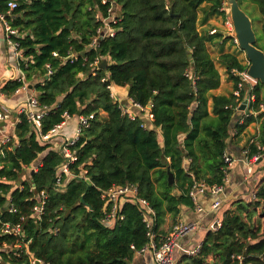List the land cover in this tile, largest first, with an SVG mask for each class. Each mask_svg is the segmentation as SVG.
Masks as SVG:
<instances>
[{
  "label": "trees",
  "instance_id": "1",
  "mask_svg": "<svg viewBox=\"0 0 264 264\" xmlns=\"http://www.w3.org/2000/svg\"><path fill=\"white\" fill-rule=\"evenodd\" d=\"M6 1L0 0L1 12ZM17 1L10 25L23 36L19 47L29 59L20 68L27 83L37 80L30 89L49 108L42 133L78 112L92 119L72 148V177L63 174L64 187L59 189L55 181L63 159L55 142H41L25 116H17L16 145L1 147L0 223L19 225L22 237L0 238V246H8L0 251V264H28L30 256L43 264H131L148 242L142 214L123 201L118 207L122 219L104 224L111 205L103 192L112 186H136L155 214L158 243L166 219L175 223L182 208H193L188 192L194 181L208 188L222 185L232 116L245 92L238 101L232 94L209 95L219 88L220 75L207 45L213 40L223 45L228 39L221 33H200L197 24L203 5L208 8L201 24L211 17L225 19L223 0H114L120 11L117 31L95 48L90 44L100 25L96 15L104 16L106 9L100 0ZM237 3L244 12L248 5L257 8L264 39V0ZM70 19L72 29L64 30ZM255 46L260 49L257 40ZM69 52L77 54L76 61L63 60ZM100 58L107 61L106 69L91 66ZM218 62L226 73L246 68L229 53H221ZM46 66L51 69L48 77ZM109 84L127 88L134 104L150 107L151 123L138 111L134 120L122 115ZM21 87L9 80L0 92L10 96ZM262 87L255 82L250 92L254 111L263 104ZM251 118L247 115L244 124L236 125L235 133ZM255 153L256 147L250 146L246 157ZM34 165L35 171L25 172ZM41 191L46 201L36 218L32 208ZM179 264H264V176L253 197L232 203L222 214L220 228L208 232L198 253L183 255Z\"/></svg>",
  "mask_w": 264,
  "mask_h": 264
},
{
  "label": "built area",
  "instance_id": "2",
  "mask_svg": "<svg viewBox=\"0 0 264 264\" xmlns=\"http://www.w3.org/2000/svg\"><path fill=\"white\" fill-rule=\"evenodd\" d=\"M101 5L106 6L105 15L101 16L99 14L96 15L97 21H99L100 25L96 30V36L93 38L90 47L95 48L98 41H101L105 38H112L116 31V23L120 18V11L118 6L115 4L114 0H100ZM17 0H7L4 4V11L0 10V24L5 33V41L9 45L12 50L13 57L15 59V73L16 76L14 80L21 83L22 87L17 89L14 94H18L20 92H29L28 96L25 97V100L22 104L19 105L18 110L16 111L17 115H24L27 122L31 126L32 131L35 133L37 139L44 143H52L55 142L54 148L57 150L58 154L62 157L63 161L57 168V175L55 184L59 189H62L64 186L61 185V177L62 175H66L68 177H72L69 172V166L76 161L75 151L72 149L75 143L78 141L79 137L82 135V131L86 129L89 125V120L92 119V116H76L77 127L75 131L72 133L71 137L62 133V128L64 124L70 120L71 118L68 116H64L63 122L59 125L54 126L49 132L42 133L41 131V121L43 117L47 114L49 108L47 106H41L37 100V93L31 92L33 89H30L26 85L25 76L20 68V63H27L29 61L23 55V50L20 49L18 39L23 37L18 30L14 29L10 25V21L14 18L13 11L18 7ZM222 10L226 14V18L223 22V27L225 29V33L222 34V38H227L230 43L235 46H238L237 39L234 36L233 25L231 19L227 17L228 7L226 0H223V8ZM217 33L216 29H211L208 34L214 35ZM54 57H57L56 53H53ZM64 61L74 62L77 60V54L75 52H69L67 56L63 58ZM102 62V59H95L93 64L91 65L94 69H100L99 64ZM46 76L51 75V69L49 66H46ZM246 67L243 71H239L237 69H231L227 72V76L232 78L233 80V91L232 95L238 99L241 97V93L245 92V95L242 101L245 99L247 93H250L254 81L249 78L247 75ZM81 77V75H80ZM104 81V79L102 80ZM107 89L110 92V97L115 104L120 109L122 115H126L129 119H135V113L138 111L139 113L146 114L149 119H151L148 111L150 107L142 108L139 105L134 104L129 98L127 103L122 102V99L119 95H117L114 91V85L109 84ZM35 94V95H34ZM251 94L247 103L250 106ZM241 104V102H240ZM240 106V105H239ZM247 106V105H246ZM239 107L235 108L238 110ZM261 112H264V106L260 105L258 109L253 113V115H258ZM9 119V111L5 108L0 107V124L5 123ZM18 122V121H17ZM16 122V123H17ZM16 125V124H15ZM5 129V124L1 126L0 129V154L2 153L1 147L9 145L13 143L16 145V137L15 135H11L9 133H5L3 130ZM3 131V132H2ZM256 147L255 155L248 159L247 166H251L256 163L262 155H264V141ZM11 149V148H10ZM247 152H245L246 154ZM224 162L229 166L231 163V157H229L226 153L224 154ZM37 166H31L26 169L30 171H35ZM228 168V167H227ZM248 173L250 170L248 169ZM227 169L224 174V179L222 181V185L219 186H211L208 188L204 182L194 181L189 192L188 196L193 203L194 212L197 215H201L206 212L202 205L199 203V197L207 195L212 197L213 201L210 204L211 212H216L222 202V197L224 195V187L227 183ZM253 197V196H252ZM102 198L106 199L107 205H111L109 212L106 214L105 218L102 220L104 224H111L113 221L117 220L121 217L118 216V207L119 204L123 201H129L136 205L142 214V221L147 229V244L139 250L136 254H144L148 252L151 255V264H175L174 256L175 252H181L187 256H194L198 253L200 245H196L190 251H184L182 247L179 245V241L183 238L191 235L198 228V221H185L179 220L176 221L171 228L159 239L158 243L155 242V235L153 233V225H154V217L155 214L152 208L149 206L147 201L140 198L138 196L137 188L134 185H126L123 187L112 186L107 191L102 193ZM46 201V194L44 191L39 193L37 197V203L33 206L32 212L36 218H39L43 212L44 205ZM221 226V218H216L211 221L209 225L205 227V229L210 233H215ZM2 236H15L22 237L21 227L19 225H10L8 223H0V238ZM8 249V246L2 244L0 246V251ZM240 257H238V260ZM28 264H43L42 261L37 260L33 257H28Z\"/></svg>",
  "mask_w": 264,
  "mask_h": 264
},
{
  "label": "crops",
  "instance_id": "3",
  "mask_svg": "<svg viewBox=\"0 0 264 264\" xmlns=\"http://www.w3.org/2000/svg\"><path fill=\"white\" fill-rule=\"evenodd\" d=\"M207 6L203 5L198 12V24L197 30L198 32L210 31L211 29H216L217 33L224 34L225 29L223 27V22H218L216 19L220 20L221 18L211 17L205 24H201L203 19V11L207 10ZM221 23V24H220ZM5 33L0 24V88L9 80H14L16 76L15 73V59L13 57L12 50L4 39ZM207 51L211 58L213 59L215 66L220 75V86L218 89L210 92L211 96H228L232 94L233 91V82L227 76L226 69L219 64L218 57L221 53H229L225 50V44L220 45V42L217 40H213L211 43L207 45ZM216 55V58H213V55ZM237 58V57H236ZM238 59V58H237ZM239 61V60H238ZM243 66L248 67L249 62L244 58V61H239ZM264 86V85H263ZM31 87V85H28ZM114 91L117 95H119L122 99V102L127 103V88H120L114 86ZM31 92L36 93L34 90ZM29 92H20L18 94H12L10 96H6L0 92V107L5 108L9 111V119L4 123L5 129L3 130L5 133H9L14 135L15 124L18 121L17 113L18 107L25 100V97L28 96ZM260 98L263 101L264 106V87L260 90ZM252 97V96H251ZM253 102V97L250 101L249 112L245 111H235L232 116L231 121V130L229 132V139L227 140V148L226 154L231 157V163L227 168V183L224 187V195L222 197V202L220 208L216 212H211L210 204L212 203V197H209L208 194L199 197V203L202 205L203 209L206 211L201 215H197L192 208H182L179 215V220L185 221H198L199 226L195 230L202 232L203 227L205 228L207 225L211 223L212 220L216 218H222V214L231 207L232 203L240 200L247 201L252 198L254 189L264 176V155L250 167L247 166L248 158L246 157L245 152H247V148L250 146H258L264 141V112H261L258 115H253L255 112L251 103ZM210 103V100H209ZM143 119L146 124L151 123V119L148 118L146 114H142ZM247 115L252 118L246 123V126L243 128L242 132L235 133L233 129L236 125H242L245 123V119ZM77 127L76 118H71L68 120L63 128L62 133L71 136ZM1 129V127H0ZM2 131V132H3ZM35 166V165H34ZM248 169L250 173H248ZM26 173L31 172L29 169L25 170ZM173 220L171 218H167L164 225V234L171 228L173 225ZM198 232V233H199ZM194 233V232H193ZM190 236V235H189ZM188 237L181 239V244L184 251H190L193 248L191 247V243L188 240ZM179 241V242H180ZM183 241V242H182ZM189 243V247L183 248L182 244ZM196 245V243H195ZM200 245V243L198 244ZM184 255L181 252L176 251V255ZM131 264H151V255L146 252L144 254H135L132 259Z\"/></svg>",
  "mask_w": 264,
  "mask_h": 264
},
{
  "label": "water",
  "instance_id": "4",
  "mask_svg": "<svg viewBox=\"0 0 264 264\" xmlns=\"http://www.w3.org/2000/svg\"><path fill=\"white\" fill-rule=\"evenodd\" d=\"M230 19L233 25L234 36L237 39L238 47L245 52L246 59L249 62L247 68V75L254 82H258L264 85V52L255 46L256 36L253 31L252 21L246 15V13L239 7L237 0H226ZM72 20L70 19L63 27L64 30L70 31L72 29ZM107 61L104 60L99 64L100 69H106ZM30 88V87H29ZM250 97V93H247L245 99L241 102L239 106V111L249 112V104L247 100ZM247 105V106H246ZM76 116H80L78 112ZM4 123L0 124V127ZM168 184L173 183V175L168 172ZM9 202L6 201L4 208L8 207Z\"/></svg>",
  "mask_w": 264,
  "mask_h": 264
},
{
  "label": "rangeland",
  "instance_id": "5",
  "mask_svg": "<svg viewBox=\"0 0 264 264\" xmlns=\"http://www.w3.org/2000/svg\"><path fill=\"white\" fill-rule=\"evenodd\" d=\"M228 7V6H227ZM245 12L247 13L248 17L251 19L252 21V27H253V31L255 33L256 36V40H257V45L258 47L264 52V39L262 38V33H261V20H260V14L257 10V8L253 5H248L247 8L245 9ZM227 17L230 18L229 15V10L227 12ZM218 22L222 21L224 22V19L221 18L220 20L216 19ZM221 24V23H220ZM225 50L229 52V54L233 55L234 57H237L239 61H244L245 56V52L242 51L238 46L233 45L232 43H230V41L225 42ZM212 53V52H211ZM213 55V58H216V55ZM218 62V61H217ZM37 80H33L31 82L26 83V85H34V83H36ZM264 87V86H263ZM35 95V94H34ZM71 137V136H68ZM196 231L194 233H192L188 240L189 242L192 244L190 248H194L196 245H198L199 243L201 244L204 239L205 236L208 234V231L203 227L202 232ZM183 242V241H182ZM181 244V241L179 242ZM196 243V245H195ZM183 248H187L189 247V243L187 242V244H182ZM183 255H180V253L178 255H176V257L174 256V262L175 264H179L180 258Z\"/></svg>",
  "mask_w": 264,
  "mask_h": 264
}]
</instances>
